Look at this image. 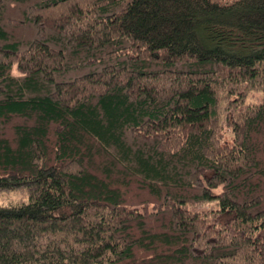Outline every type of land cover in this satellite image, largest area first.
Listing matches in <instances>:
<instances>
[{
	"label": "trees",
	"instance_id": "1",
	"mask_svg": "<svg viewBox=\"0 0 264 264\" xmlns=\"http://www.w3.org/2000/svg\"><path fill=\"white\" fill-rule=\"evenodd\" d=\"M10 190L0 264H264V0H0Z\"/></svg>",
	"mask_w": 264,
	"mask_h": 264
},
{
	"label": "rangeland",
	"instance_id": "2",
	"mask_svg": "<svg viewBox=\"0 0 264 264\" xmlns=\"http://www.w3.org/2000/svg\"><path fill=\"white\" fill-rule=\"evenodd\" d=\"M262 98V95L260 93H253L248 97V101L250 102H259ZM224 138L227 141H231L232 134L230 131L225 130L224 132ZM26 196L25 192H21L18 190H10L0 193V205H6L9 204L12 201L18 200V199H24Z\"/></svg>",
	"mask_w": 264,
	"mask_h": 264
}]
</instances>
